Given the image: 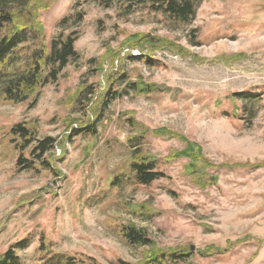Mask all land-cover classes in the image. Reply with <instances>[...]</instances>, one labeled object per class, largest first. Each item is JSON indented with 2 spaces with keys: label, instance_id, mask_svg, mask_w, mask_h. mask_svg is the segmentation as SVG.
<instances>
[{
  "label": "rangeland",
  "instance_id": "374dc122",
  "mask_svg": "<svg viewBox=\"0 0 264 264\" xmlns=\"http://www.w3.org/2000/svg\"><path fill=\"white\" fill-rule=\"evenodd\" d=\"M25 1L17 19L21 26L28 23L22 59L49 50L64 19L77 11L85 17L69 29L79 31V58L57 81L29 101L0 100V256L13 248L20 264H42L44 239L48 257L98 264H144L191 249V264H264V0H196L189 23L171 21L149 6L124 14L119 6L107 9L96 0ZM147 37L165 44L156 41L155 51L133 47ZM144 54L157 65L127 57ZM100 63L104 71L124 68L131 80L143 78L172 91L130 95L102 113L99 101L108 87L102 74L100 98L84 116L75 95L82 82L96 80L89 70ZM94 111L101 112L97 135L72 137L74 128L94 122ZM19 124L40 139L57 140L45 158L49 169L42 161L33 169L17 168L20 153L9 132ZM160 130L201 148L208 174L202 180L211 185L185 175L186 159L167 162L186 145ZM134 135L142 138L132 147L128 139ZM139 147L166 175L150 186L130 176ZM30 151L23 155L32 160ZM123 225L140 229L153 245L128 244L120 233ZM23 241L27 248H17Z\"/></svg>",
  "mask_w": 264,
  "mask_h": 264
},
{
  "label": "trees",
  "instance_id": "16d2710c",
  "mask_svg": "<svg viewBox=\"0 0 264 264\" xmlns=\"http://www.w3.org/2000/svg\"><path fill=\"white\" fill-rule=\"evenodd\" d=\"M14 1V0H12ZM10 0H0V100L3 102L11 103H23L29 101L32 97H36L38 92L47 86L48 84L57 81L59 74L63 71L73 60L79 58V53L75 49V43L79 39V31L74 28L79 26L83 21L85 14L82 11L77 13L70 19H64L61 22L62 31L53 40L50 45V49H42L39 53H32L22 59V52L24 50V44L27 41V32L25 25L21 26L17 23V19L21 18L24 14L22 8L26 7L27 2L23 0L22 4L17 3L20 6L12 7L13 3ZM17 1V0H16ZM98 3L109 9L113 6H119L124 14L133 13L139 7L144 6L151 9V11L159 14H163L171 21L189 23L190 20L196 16V0H96ZM80 3L77 2V6L80 7ZM39 10V9H38ZM16 11V12H15ZM70 20L71 23H70ZM73 26H72V25ZM156 39V38H155ZM152 39L147 37L137 43L138 49L141 51L150 50L155 51L154 47L156 41H159L158 45H164L160 39ZM164 48H168L164 47ZM128 59L132 62L143 60L148 67H154L157 62L151 54H144L143 56L133 57L127 55ZM115 56L111 62L112 68L115 65ZM95 64L99 63L96 60ZM92 63V61H91ZM224 64V63H222ZM226 65V64H224ZM102 64H98L96 68L89 70V76L96 78V80L89 82L84 81L80 85L75 99L78 102L77 112L87 116L89 107H92L93 101L98 99L99 78L103 74L104 87L107 86V94L103 101H99L101 105V112H106L111 105L122 98L130 95L141 96L150 95L154 93H170V88H165L155 84H148L143 78L138 80H131L126 70L123 68L121 73L116 72L113 69L105 70ZM120 74V75H119ZM98 80V81H97ZM101 88V86H100ZM92 105V106H91ZM94 107V106H93ZM92 107V108H93ZM95 110V109H94ZM247 113H253L252 109ZM100 113L94 111L96 118L90 125H82L80 129H73V136H96L97 135V122L99 121ZM255 118L253 114L249 119L252 123ZM128 123H131V127L138 131L140 127L138 123L130 119ZM165 130H160L158 134L167 135L168 138L174 137L180 141H183L186 145L185 149L180 153L174 152L172 156L167 159L170 163L173 159L184 158L187 160L185 165V175L190 177L194 183L206 187L211 185L212 182H205L202 180L207 174L206 160L202 156L201 148H199L194 142L186 139L183 136L177 135V133L164 134ZM11 143L15 149L20 153L17 160V168L21 170L33 169L36 161H42L45 168L49 169L50 165L45 162L46 156L51 154L56 149L57 140L52 137L40 139L37 137L33 130L29 129L26 125L19 124L12 128L9 132ZM137 136V137H135ZM70 137V138H72ZM141 135H134L128 139L129 144L141 141ZM135 148V147H134ZM31 149L32 160L24 157L25 151ZM141 147L134 150V161L130 164L131 177L138 184L150 186L155 181L165 178L166 175L160 171H157V161L150 160L142 156ZM48 165V166H47ZM212 180H216L214 176H210ZM205 182L204 184H201ZM120 233L122 238L130 245L140 248H150L153 245L151 239L148 238L146 233L134 226L123 225ZM27 241H23L17 245V248H27ZM192 250V249H191ZM191 250H185L184 252H170L169 254H162L156 256L151 262L144 264H191V257L193 255ZM40 251L43 252L42 264H98L94 260H86L85 258H77L76 256H55L48 257L50 248L46 240H42ZM0 264H20V258L17 256L16 251L12 248L4 255L0 256ZM118 264H130L123 260H119Z\"/></svg>",
  "mask_w": 264,
  "mask_h": 264
},
{
  "label": "water",
  "instance_id": "95a60500",
  "mask_svg": "<svg viewBox=\"0 0 264 264\" xmlns=\"http://www.w3.org/2000/svg\"><path fill=\"white\" fill-rule=\"evenodd\" d=\"M193 250V249H192Z\"/></svg>",
  "mask_w": 264,
  "mask_h": 264
}]
</instances>
